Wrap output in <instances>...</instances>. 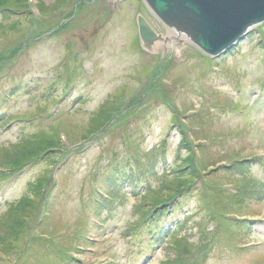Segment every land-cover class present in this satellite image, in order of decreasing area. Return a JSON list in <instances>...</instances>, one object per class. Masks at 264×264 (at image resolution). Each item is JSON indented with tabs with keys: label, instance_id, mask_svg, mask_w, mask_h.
<instances>
[{
	"label": "rangeland",
	"instance_id": "obj_1",
	"mask_svg": "<svg viewBox=\"0 0 264 264\" xmlns=\"http://www.w3.org/2000/svg\"><path fill=\"white\" fill-rule=\"evenodd\" d=\"M9 1L0 6V264H264V23L214 59L143 0ZM140 16L162 36L151 50ZM180 132L197 165L195 195L143 220L175 188L188 154ZM38 133L57 134L62 149L13 169ZM242 159L255 162L228 172ZM46 173L45 206L7 244L17 232L5 207Z\"/></svg>",
	"mask_w": 264,
	"mask_h": 264
},
{
	"label": "water",
	"instance_id": "obj_2",
	"mask_svg": "<svg viewBox=\"0 0 264 264\" xmlns=\"http://www.w3.org/2000/svg\"><path fill=\"white\" fill-rule=\"evenodd\" d=\"M152 14L176 36L203 54L219 58L264 23V0H143ZM143 47L151 50L162 36L138 19ZM183 38V37H182Z\"/></svg>",
	"mask_w": 264,
	"mask_h": 264
},
{
	"label": "trees",
	"instance_id": "obj_3",
	"mask_svg": "<svg viewBox=\"0 0 264 264\" xmlns=\"http://www.w3.org/2000/svg\"><path fill=\"white\" fill-rule=\"evenodd\" d=\"M6 3H11L9 0H0V6L6 7ZM19 8V10H22L20 13L26 12L25 7H15ZM11 12H15V9H12L11 7H7ZM230 53H233L231 51ZM213 61V60H212ZM107 116V118L110 117V114L108 112H102L98 116L100 117ZM101 118V117H100ZM99 122V121H98ZM182 126V124H179ZM103 123H98L95 130L91 131L92 133H99L103 129ZM90 132V133H91ZM91 133V134H92ZM183 132L179 133L180 136V145L183 149H185L188 154L185 158L181 161V166H179L178 170L176 171L177 177L173 180V185L175 188L170 189L169 193L165 192V195H161L160 197H156V199L152 202V210L150 212L146 211L142 215L143 220H147L156 213V210H165L169 204H171L176 199H179L181 196H188L189 194L195 195L194 191V183L195 181L199 180V174L196 169V164L194 161V156L192 155V150L190 149L189 145L186 143V139L183 136ZM20 150H16V155L14 156V159L10 158L9 165L13 167V169L16 170V168L19 169L21 165H28L32 163L31 161L38 160L43 157H47L52 152L60 151L62 149V142L59 136L55 133L52 135L45 134V133H38L34 135L31 138L25 139L23 142V145L18 147ZM191 151V152H190ZM255 162V160H248V159H242L239 161L234 162L231 164L230 167L227 169L230 173H245L247 170L251 167L250 163ZM6 167V166H5ZM9 167V166H8ZM8 170H10L8 168ZM6 170V171H8ZM51 173H46L42 175L37 182L33 183L30 187V193L22 197L20 200H18L15 203L8 204L5 207V211L7 212L6 220L7 223L12 221V223L15 224L14 228L16 229V232L14 235H10L5 238V241L8 242L7 244H11L12 242H20L24 239L25 234L29 231V227L31 225V222L34 218V212L43 208L46 204L47 197L45 198V192L49 190V185H51L52 180L49 177ZM8 178V173H5V171L0 172V183L4 182ZM51 180V181H50ZM50 182V183H49ZM201 193V192H200ZM197 194L200 201L204 203L205 205L208 203V201L205 199V195ZM164 196V197H162ZM110 198H112L109 195ZM108 197V198H109ZM205 197V198H204ZM96 201H98L97 198H95ZM112 201V200H111ZM181 203V202H180ZM140 212V211H138ZM164 212V211H163ZM167 212H164V215H166ZM5 220V221H6ZM233 221H229V223L225 224V227L233 228L236 227L240 231H245L244 228H248L245 225H242L243 221H241V225H238L237 223H230ZM6 223V224H7ZM36 223V220H34V223ZM13 224V225H14ZM13 227V226H12ZM33 227V226H32ZM160 236V235H159ZM184 243V242H183ZM75 259L69 258L68 261L65 263H59V264H77L78 262H74ZM77 261V260H75ZM68 262V263H67ZM50 264V262L48 263Z\"/></svg>",
	"mask_w": 264,
	"mask_h": 264
},
{
	"label": "bare ground",
	"instance_id": "obj_4",
	"mask_svg": "<svg viewBox=\"0 0 264 264\" xmlns=\"http://www.w3.org/2000/svg\"><path fill=\"white\" fill-rule=\"evenodd\" d=\"M173 33V32H172ZM174 34V33H173ZM176 35V34H175ZM184 38V36H182Z\"/></svg>",
	"mask_w": 264,
	"mask_h": 264
}]
</instances>
